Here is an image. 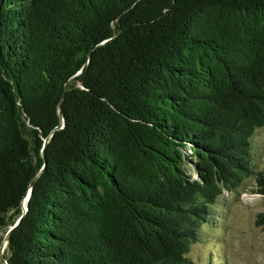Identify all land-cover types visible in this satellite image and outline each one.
<instances>
[{
    "label": "trees",
    "instance_id": "trees-1",
    "mask_svg": "<svg viewBox=\"0 0 264 264\" xmlns=\"http://www.w3.org/2000/svg\"><path fill=\"white\" fill-rule=\"evenodd\" d=\"M263 127L264 0H0L7 264H195Z\"/></svg>",
    "mask_w": 264,
    "mask_h": 264
},
{
    "label": "rangeland",
    "instance_id": "rangeland-1",
    "mask_svg": "<svg viewBox=\"0 0 264 264\" xmlns=\"http://www.w3.org/2000/svg\"><path fill=\"white\" fill-rule=\"evenodd\" d=\"M254 158L264 167V127L253 138ZM221 209L202 227L199 240L189 256L195 264H264V196L257 193L254 177L247 179L236 192H224L218 201ZM2 233L0 234V236ZM6 252V241L0 250ZM0 264L1 255H0Z\"/></svg>",
    "mask_w": 264,
    "mask_h": 264
},
{
    "label": "water",
    "instance_id": "water-1",
    "mask_svg": "<svg viewBox=\"0 0 264 264\" xmlns=\"http://www.w3.org/2000/svg\"><path fill=\"white\" fill-rule=\"evenodd\" d=\"M29 197H30V192H28V193L25 195L24 199H23V209H24L23 213H25V212L27 211V205H26V203H27V201L29 200ZM25 202H26V203H25ZM20 219H21V218H20ZM20 219H19V220H20ZM18 222H19V221H18ZM18 222H17V223H18ZM13 228H14V227H12V228L8 231V233H7V235H6V238H5V241H6V242L8 241L9 235H10V233H11V231H12ZM2 251H3V248H1V250H0L1 261H2L3 264H7L6 261H5V259H4V256L2 255Z\"/></svg>",
    "mask_w": 264,
    "mask_h": 264
},
{
    "label": "bare ground",
    "instance_id": "bare-ground-1",
    "mask_svg": "<svg viewBox=\"0 0 264 264\" xmlns=\"http://www.w3.org/2000/svg\"><path fill=\"white\" fill-rule=\"evenodd\" d=\"M26 203V202H25Z\"/></svg>",
    "mask_w": 264,
    "mask_h": 264
}]
</instances>
